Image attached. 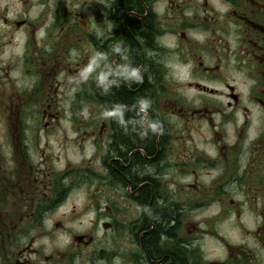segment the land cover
I'll use <instances>...</instances> for the list:
<instances>
[{
  "label": "flooded vegetation",
  "instance_id": "flooded-vegetation-1",
  "mask_svg": "<svg viewBox=\"0 0 264 264\" xmlns=\"http://www.w3.org/2000/svg\"><path fill=\"white\" fill-rule=\"evenodd\" d=\"M33 1L0 16V264H264V0Z\"/></svg>",
  "mask_w": 264,
  "mask_h": 264
},
{
  "label": "rangeland",
  "instance_id": "rangeland-1",
  "mask_svg": "<svg viewBox=\"0 0 264 264\" xmlns=\"http://www.w3.org/2000/svg\"><path fill=\"white\" fill-rule=\"evenodd\" d=\"M25 9L29 12H26ZM41 6L37 4V2L30 0V2H25L24 0H0V16L3 15L4 11L7 10L8 15L14 17L15 15L21 17L23 13H28L30 16H35ZM35 18V17H34ZM10 52V51H8ZM60 108L64 111V108H67L64 99L60 100ZM66 115H61L60 123H59V133L57 140L59 141L58 145L53 143L55 152L59 154L60 157V164L64 161H69L73 164H79L84 157H87V153H89V147L83 143V147L81 144L75 142V139L79 136H82L81 133H77L73 130V124L71 122V117H69V112L64 113ZM1 130V129H0ZM54 140V138H53ZM82 147V148H81ZM78 204V203H77ZM86 219V218H84ZM83 220V217L77 215V218L74 220L75 227H79L80 221ZM251 221L249 214L247 213V222ZM84 224H82L81 229L83 228ZM44 241V240H43ZM45 242V241H44ZM53 245H45V250L48 252L50 251Z\"/></svg>",
  "mask_w": 264,
  "mask_h": 264
}]
</instances>
